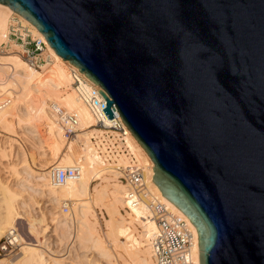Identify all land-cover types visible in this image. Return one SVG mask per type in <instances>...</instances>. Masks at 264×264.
<instances>
[{
  "label": "water",
  "instance_id": "95a60500",
  "mask_svg": "<svg viewBox=\"0 0 264 264\" xmlns=\"http://www.w3.org/2000/svg\"><path fill=\"white\" fill-rule=\"evenodd\" d=\"M0 3L101 87L200 264H264V0Z\"/></svg>",
  "mask_w": 264,
  "mask_h": 264
},
{
  "label": "bare ground",
  "instance_id": "6f19581e",
  "mask_svg": "<svg viewBox=\"0 0 264 264\" xmlns=\"http://www.w3.org/2000/svg\"><path fill=\"white\" fill-rule=\"evenodd\" d=\"M12 16L19 17L34 34L44 38L30 22L7 5L0 3V44L5 40L4 36ZM45 42L47 43L46 40ZM12 43L13 47H20L19 44L14 42L10 44ZM47 46L52 58L41 67V71L12 53L0 56V91L11 97L10 103L0 109V128L9 135H16L17 127L32 129L30 132L33 135L35 133L34 137L39 136L44 142L46 147L44 151L47 150L52 160L55 159L52 163L49 162L50 165L67 167L79 164L81 175L78 179L65 184L53 185L48 179L47 169L50 165L44 170L36 171L27 164V175L36 182V186L30 188V191L36 195L41 193L42 196L47 193L52 197L53 203L55 201V204L61 206L71 204L69 212L62 209L69 215L64 216L60 226L61 237L65 241L67 239V243L69 241L66 254L79 245L83 249L94 250L109 264H118L119 259H122L124 264H152L148 236L155 228L154 222L150 219H140L142 211L138 208L131 207L127 211V217L123 215L122 210L127 208L124 199L126 187L119 179V174L107 169L92 147L90 137L94 131V119L86 105L78 98L68 70L77 67L68 63V60H62L48 43ZM48 102L58 104L76 115L80 130L73 139L64 138L62 128ZM75 144L78 145V149L75 148ZM128 144L141 163L148 162L152 165L147 173L150 189L188 219L152 181L153 162L132 134ZM6 155V151H3V158ZM30 157L34 162V157L32 155ZM94 181L101 183L94 187ZM17 200L16 193L7 185H2L0 239L10 229L16 228L22 253L10 261L0 259V264H49V259L53 260L54 264H64L63 259L66 257H58L44 247L35 224L27 222L29 237L28 234L21 232V223L25 218L16 206ZM96 209L104 210L108 217L105 238L100 233ZM192 226L197 237L195 251L199 256L198 234L195 226L193 224Z\"/></svg>",
  "mask_w": 264,
  "mask_h": 264
},
{
  "label": "built area",
  "instance_id": "2783aa9c",
  "mask_svg": "<svg viewBox=\"0 0 264 264\" xmlns=\"http://www.w3.org/2000/svg\"><path fill=\"white\" fill-rule=\"evenodd\" d=\"M4 38L3 47L11 42L19 44L22 57L33 68L40 69L52 58L44 38L34 34L17 16L11 17ZM70 74L78 98L94 119V131L90 137L94 151L107 169L119 174L126 187L124 199L127 209L138 208L142 211L140 219L154 222L155 228L148 236L152 264H200L195 251L197 237L191 222L150 189L147 173L152 165L141 163L133 153L128 144L131 132L123 124L117 109L112 108L113 117L108 118L103 110L106 100L98 91L101 87L76 68L71 69ZM10 100V95L0 91V109ZM51 110L62 128L64 138L73 139L80 130L76 115L55 103ZM47 170L48 179L53 185L65 184L81 175L79 164L67 167L52 164ZM62 209L69 212L70 204H64ZM19 247L16 228L10 229L0 239V253L13 255Z\"/></svg>",
  "mask_w": 264,
  "mask_h": 264
},
{
  "label": "rangeland",
  "instance_id": "374dc122",
  "mask_svg": "<svg viewBox=\"0 0 264 264\" xmlns=\"http://www.w3.org/2000/svg\"><path fill=\"white\" fill-rule=\"evenodd\" d=\"M9 53L25 60L21 55V47H13V43L3 47L1 43L0 56H5ZM38 70L41 71L42 68ZM68 70L70 71V69ZM52 104V102H48L49 107H52ZM28 131L30 132L32 129L24 126L17 127V134L9 135L0 128V193L2 185H7L13 193H16L18 199L16 206H18L19 212L25 218L21 223V232L28 234L27 222L35 224V228L39 234L38 236L40 241L44 243V247L58 257H66L63 259L65 260L63 261L64 264H109L106 259L99 256L94 250L83 249L79 245H76L74 248L72 247L73 249H71L69 254H66L69 241L67 243V239L65 241L61 237L62 233L60 232V226L62 225L61 221L65 218L64 216L69 214L63 212L61 205L55 204V201L53 203V199L49 194L44 193L45 196L44 194L42 196L41 193L40 195H36L30 191V188L36 186V182H34L33 178L28 177L26 167V165L29 164L34 170L41 171L46 169L55 159L52 160L51 155L49 153L47 154L48 151H44L46 147H44L45 144L41 138H39V136L34 137L35 133L33 135V133H29ZM75 148L78 149V145L75 144ZM64 150L66 151L65 146ZM3 151H6L8 158L7 155L4 156L5 159L3 158ZM43 153H45V155ZM31 155L35 159L34 162L30 157ZM99 183L101 182L94 181L93 186L95 187ZM96 211L100 233L105 238L107 215L104 210L100 211V209H96ZM127 211V208L126 210H122L125 217H127ZM137 231L140 233L139 230ZM21 253V248L13 255L0 253V259L5 258L10 261L19 257V255L21 256ZM63 254L66 255L64 256ZM48 261L49 264H54L53 260L49 259ZM118 264H124L123 260L119 259Z\"/></svg>",
  "mask_w": 264,
  "mask_h": 264
}]
</instances>
